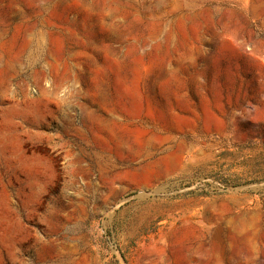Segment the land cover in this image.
<instances>
[{
  "label": "rangeland",
  "instance_id": "rangeland-1",
  "mask_svg": "<svg viewBox=\"0 0 264 264\" xmlns=\"http://www.w3.org/2000/svg\"><path fill=\"white\" fill-rule=\"evenodd\" d=\"M0 264H264V0H0Z\"/></svg>",
  "mask_w": 264,
  "mask_h": 264
}]
</instances>
